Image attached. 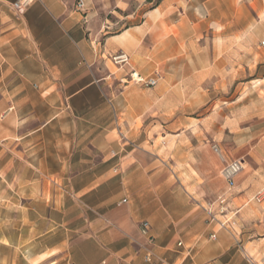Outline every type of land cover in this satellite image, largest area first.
<instances>
[{"label": "crops", "instance_id": "1", "mask_svg": "<svg viewBox=\"0 0 264 264\" xmlns=\"http://www.w3.org/2000/svg\"><path fill=\"white\" fill-rule=\"evenodd\" d=\"M15 2L0 0V264H146L147 249L264 264V97L234 87L245 0ZM213 145L242 165L231 184Z\"/></svg>", "mask_w": 264, "mask_h": 264}, {"label": "rangeland", "instance_id": "2", "mask_svg": "<svg viewBox=\"0 0 264 264\" xmlns=\"http://www.w3.org/2000/svg\"><path fill=\"white\" fill-rule=\"evenodd\" d=\"M251 17L237 19V23L231 28L235 36V42L244 43L246 51H237V54L246 55L245 63L238 69L239 81L234 87L240 90L254 91L262 89L260 96L264 97V0H245ZM241 4V3H240ZM218 106L227 105L231 99L227 95H220ZM254 101V98L252 99ZM224 158L226 156L222 153ZM227 160V159H226ZM228 162V160H227Z\"/></svg>", "mask_w": 264, "mask_h": 264}, {"label": "built area", "instance_id": "3", "mask_svg": "<svg viewBox=\"0 0 264 264\" xmlns=\"http://www.w3.org/2000/svg\"><path fill=\"white\" fill-rule=\"evenodd\" d=\"M31 2L32 0H17V2L13 4V8L18 15H21L23 14L24 10L31 4ZM75 9L78 11H81L83 9L82 0H77V3L75 4ZM111 61L115 66H124L128 64V57L125 54L120 53V54L113 56L111 58ZM127 77H128L127 79L129 82H133L135 84H141L146 87H153L157 83V79L155 77L144 79L140 77L138 74H136L135 72H130ZM211 149L220 158L221 162L223 163V168L221 170V175L223 179L228 184H231L234 177L242 170L241 163L239 161H228L227 162L222 154V151L217 145H213ZM263 198H264V189H262L257 194V196L255 197V201L260 202ZM224 204H225L224 199L218 200L217 211L219 214H223L226 211ZM208 214L210 216V219L214 220L212 213L208 212ZM149 229H150V226L148 222L143 221L140 223L139 225L140 233L143 236H147V244L149 246H152L153 239L151 236H149ZM143 260L146 264H159L158 260L155 258V256L153 255L150 249L146 250Z\"/></svg>", "mask_w": 264, "mask_h": 264}]
</instances>
